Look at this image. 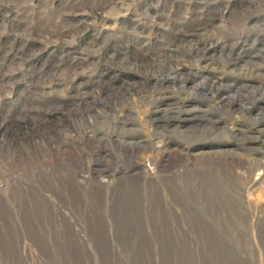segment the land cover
Wrapping results in <instances>:
<instances>
[{
  "label": "rangeland",
  "instance_id": "1",
  "mask_svg": "<svg viewBox=\"0 0 264 264\" xmlns=\"http://www.w3.org/2000/svg\"><path fill=\"white\" fill-rule=\"evenodd\" d=\"M0 264H264V0H0Z\"/></svg>",
  "mask_w": 264,
  "mask_h": 264
},
{
  "label": "bare ground",
  "instance_id": "2",
  "mask_svg": "<svg viewBox=\"0 0 264 264\" xmlns=\"http://www.w3.org/2000/svg\"><path fill=\"white\" fill-rule=\"evenodd\" d=\"M201 48V47H200ZM194 51V50H193ZM234 57V56H233ZM221 98V97H220ZM223 98V97H222ZM220 100V99H219ZM207 124V123H206ZM211 127V126H210ZM140 142V141H139ZM132 144V143H131ZM137 145V144H136ZM140 146V145H139ZM144 146V145H143ZM221 152V151H220ZM234 166V165H233ZM232 166V167H233ZM228 167V166H227ZM234 168V167H233ZM217 169V168H216ZM237 169V168H236ZM240 174V173H239ZM242 179V178H241ZM233 182V181H232ZM233 184V183H232ZM242 185V184H241ZM243 186V185H242ZM218 187V186H217ZM241 188V187H240ZM150 190V189H149ZM219 190V188H218ZM243 192V191H242ZM239 193V192H238ZM240 194V193H239ZM139 196V195H138ZM232 197V196H231ZM155 199V198H154ZM157 200V199H156ZM252 204V203H251ZM135 205V204H134ZM129 206V205H128ZM245 206V205H244ZM185 207V206H184ZM221 207V206H220ZM239 207V206H238ZM232 208V207H231ZM239 209V208H238ZM243 211V210H242ZM230 212V211H229ZM244 213V212H243ZM164 214V213H163ZM174 222V221H173ZM140 224V223H139Z\"/></svg>",
  "mask_w": 264,
  "mask_h": 264
}]
</instances>
